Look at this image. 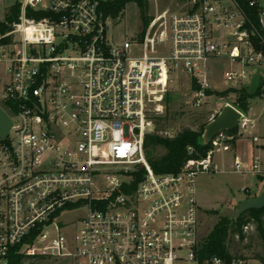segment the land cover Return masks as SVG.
<instances>
[{
    "label": "built area",
    "instance_id": "1",
    "mask_svg": "<svg viewBox=\"0 0 264 264\" xmlns=\"http://www.w3.org/2000/svg\"><path fill=\"white\" fill-rule=\"evenodd\" d=\"M6 1L0 66L9 79L0 85V106L13 122L0 138V264H19L20 256L23 264H264L200 259L197 177L223 172L216 155L229 149L231 134H217L206 157L178 173L155 174L144 146L176 78L191 91L192 109L210 92L250 91L256 78L264 113L261 0H248V9L238 0H196L169 15L162 56L149 54L148 40L110 41L106 6L118 0ZM215 63L225 66L223 84L234 87L215 83ZM219 98L222 108L242 112L241 134L255 130L233 95ZM256 170L258 161L246 170L236 157L225 172ZM80 210L79 221L60 217Z\"/></svg>",
    "mask_w": 264,
    "mask_h": 264
},
{
    "label": "rangeland",
    "instance_id": "2",
    "mask_svg": "<svg viewBox=\"0 0 264 264\" xmlns=\"http://www.w3.org/2000/svg\"><path fill=\"white\" fill-rule=\"evenodd\" d=\"M196 0H150L148 14L153 17L149 24L144 38H142V23L140 13L135 3H129L124 14L117 20H112L109 29V39L113 44H119L123 39H135L141 42L150 41L149 54L162 56L169 53V42L167 38V18L174 13H185L189 11ZM264 5V0H261ZM15 0H7L6 6L13 5ZM154 26L151 28V25ZM134 55L142 54L141 48H135ZM214 80L220 89L234 87L232 84H223L222 74L225 66L215 63L213 65ZM5 68L0 66V85L8 81ZM257 79L250 82L248 91L251 95L256 93ZM224 92V91H217ZM215 93V91H214ZM213 93V94H214ZM169 102L164 112L160 114L163 118L158 125L153 123L148 127V132L158 131L162 136L175 137L185 129L200 131L202 126L207 124L221 111L223 101L220 96L211 95L206 104L200 109H192L189 104L188 91L185 80L176 78L168 89ZM250 108L254 118H257L256 128L252 132L241 134L237 132V140L230 142L227 151L218 152L216 160L219 161L220 173H203L197 177L198 198L200 204V237L205 238L213 228L223 219L233 220L238 205L245 199L258 196L264 183V118L258 119V114L263 108L262 101L258 96L251 99ZM253 118V119H254ZM156 120V119H155ZM154 120V122H155ZM258 137L255 142L253 137ZM231 153V154H230ZM238 157L244 168L249 170L254 162L258 161L260 172L257 170L245 174L235 173L230 170L235 158ZM258 175L262 177L259 180ZM248 189V191H244ZM85 210L60 214L66 220L79 221ZM249 216H247L248 218ZM244 239L238 238L232 232L228 245L233 255L254 258L257 255H264V240L257 228L250 227ZM34 264H63L52 262H39ZM182 264V263H178ZM190 264H198L196 262Z\"/></svg>",
    "mask_w": 264,
    "mask_h": 264
},
{
    "label": "trees",
    "instance_id": "3",
    "mask_svg": "<svg viewBox=\"0 0 264 264\" xmlns=\"http://www.w3.org/2000/svg\"><path fill=\"white\" fill-rule=\"evenodd\" d=\"M241 5L248 9V0H238ZM129 3H135L139 9L140 19L143 27L142 38H144L146 30L151 23L153 17L148 14L150 0H118L107 7V14L112 17L113 20L120 18ZM19 12V7H15V15ZM1 30H4L0 27ZM210 92V95H218L223 98H229L233 95L238 107L243 112H248L250 108V101L253 97L259 96L260 91H256L254 95H251L245 90L230 89L224 92ZM169 94L166 96V103H168ZM167 107V104H166ZM162 116L159 115L155 119L156 125L162 120ZM204 126L200 131L185 129L178 133L175 137L162 136L156 131L149 133L145 138V152L146 157L151 165L153 171L157 175L167 173H178L190 160H200L206 157L207 153L213 148L212 143L207 146L201 144V137L203 134ZM233 136L231 140L234 143L237 140L238 128L226 131ZM144 169L140 170V173L135 175L136 181L134 182V188L138 183L139 178L143 176ZM262 179V177H260ZM247 216H249L247 218ZM250 225L256 227L260 236L264 240V208L260 210H250L243 213L238 219L229 220L223 218L213 230L201 241L200 259L203 261L212 257H223L230 259L233 257H241L233 255L228 245V240L231 232L241 239L246 237L244 227ZM256 258H264V255H257ZM17 262L23 264V256L17 257ZM29 264H34L30 262Z\"/></svg>",
    "mask_w": 264,
    "mask_h": 264
},
{
    "label": "water",
    "instance_id": "4",
    "mask_svg": "<svg viewBox=\"0 0 264 264\" xmlns=\"http://www.w3.org/2000/svg\"><path fill=\"white\" fill-rule=\"evenodd\" d=\"M242 112L231 104L225 105L221 111L204 126L201 137V144L203 146L209 145L213 138L223 132L238 128L240 120L242 119ZM12 119L7 112L0 106V138L8 135L12 126ZM264 208V188L258 196H252L243 200L237 207L235 212V220L243 213L250 210H260Z\"/></svg>",
    "mask_w": 264,
    "mask_h": 264
},
{
    "label": "crops",
    "instance_id": "5",
    "mask_svg": "<svg viewBox=\"0 0 264 264\" xmlns=\"http://www.w3.org/2000/svg\"><path fill=\"white\" fill-rule=\"evenodd\" d=\"M250 104H251V102H250ZM251 111H252V109L249 108L248 114H249V116H250L251 118H254V117H253V114L251 113ZM259 118H264V113H263L262 110H261L260 113L258 114V119H259ZM254 119L257 121V118H254ZM258 141H259V140H258ZM230 154H231V153H230ZM217 162L219 163L218 160H217ZM231 166H232V165H231ZM260 177H261V176L258 175L259 180L261 179ZM263 188H264V183H263ZM263 188H262V189H263Z\"/></svg>",
    "mask_w": 264,
    "mask_h": 264
}]
</instances>
